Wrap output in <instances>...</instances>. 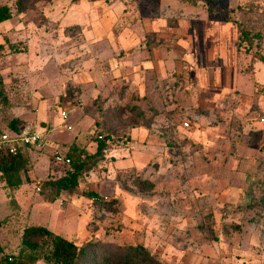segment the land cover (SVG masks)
<instances>
[{
  "label": "rangeland",
  "instance_id": "1",
  "mask_svg": "<svg viewBox=\"0 0 264 264\" xmlns=\"http://www.w3.org/2000/svg\"><path fill=\"white\" fill-rule=\"evenodd\" d=\"M25 1L17 14L18 0H0L14 13L0 24L12 101L0 136L15 121L46 146L33 150L34 181L10 189L0 175V260L41 226L80 246L143 245L163 264H263L264 0ZM238 6L255 22L242 48L220 14ZM99 133L105 156L80 192L50 202L40 183L69 170L54 155L73 144L94 154ZM49 252L41 244L37 264Z\"/></svg>",
  "mask_w": 264,
  "mask_h": 264
},
{
  "label": "trees",
  "instance_id": "2",
  "mask_svg": "<svg viewBox=\"0 0 264 264\" xmlns=\"http://www.w3.org/2000/svg\"><path fill=\"white\" fill-rule=\"evenodd\" d=\"M81 1V0H78ZM97 1V0H89ZM224 0H209L212 4L222 3ZM17 14H22L27 9V2L25 0H18ZM217 7V6H216ZM211 16L215 12L219 13L218 8H209ZM223 13V14H222ZM220 14L223 16L222 20L225 23L233 24L238 30L237 47L242 48L245 44H252L255 40L253 25L249 10L247 7L238 6L237 9H222ZM14 17L13 10L8 5H0V24L10 21ZM10 49L14 45L9 46ZM5 50L4 45H0V53ZM13 52V50L11 51ZM258 58L264 63V58L259 51ZM12 106L6 83L0 71V107L9 108ZM12 129L8 132L16 134H24L27 132L26 128H16L15 121L10 125ZM107 136L98 134L95 141L98 142L97 150L94 154L86 152L84 147L73 144L67 151L65 157L70 160L69 170L63 177L53 179L40 183V191L47 192L51 195L50 202H56L63 193L75 195L80 192V181L83 175L89 172V162L92 159H103L107 149ZM109 138V137H108ZM55 157V155H54ZM30 158L24 152L17 156H7L0 153V175L1 180L10 189H18L24 184L23 175L28 173L30 167ZM138 186L142 190H153L154 185L150 181L139 180ZM82 196L88 201L95 204H103L100 196L94 192H83ZM257 203L259 206H264V197ZM102 200V202H101ZM255 201V200H254ZM253 201V202H254ZM98 202V203H97ZM258 206L252 203L249 206ZM49 243L50 252L46 256V264H163L157 259L150 250L143 245H128V246H113L100 242L90 241L86 245H77L76 243L65 239L60 235L54 234L52 231L41 226L26 227L22 235V247L20 255L13 259L12 257H5L0 260L1 264H37L38 256L36 252L43 243ZM264 264V263H263Z\"/></svg>",
  "mask_w": 264,
  "mask_h": 264
},
{
  "label": "built area",
  "instance_id": "3",
  "mask_svg": "<svg viewBox=\"0 0 264 264\" xmlns=\"http://www.w3.org/2000/svg\"><path fill=\"white\" fill-rule=\"evenodd\" d=\"M62 118H68L67 112H62ZM260 122L264 124V112L260 116ZM185 126L188 128L189 124L186 123ZM68 130H71V127H68ZM45 146L44 134L37 131L22 135L5 132L0 136V153L7 156H17L29 148L43 150ZM54 159L60 165H70V160L60 153H56Z\"/></svg>",
  "mask_w": 264,
  "mask_h": 264
},
{
  "label": "crops",
  "instance_id": "4",
  "mask_svg": "<svg viewBox=\"0 0 264 264\" xmlns=\"http://www.w3.org/2000/svg\"><path fill=\"white\" fill-rule=\"evenodd\" d=\"M0 45H1V43H0ZM68 129V128H67ZM72 130V129H71ZM27 132H29L28 130H27ZM41 133H43L44 134V132H41ZM33 150L35 151V149H32V148H29V149H26L25 151H23L24 152V154H26L27 156H29V158H30V167H29V170H28V173L25 175V181L24 182H27L28 183V181H34V179H33V177H32V174H33V165H32V161H34V162H36V160L37 159H34L35 158V154H36V152H33ZM49 180V179H48ZM40 182H42V181H38L37 182V184H39ZM23 186V185H22ZM21 186V187H22Z\"/></svg>",
  "mask_w": 264,
  "mask_h": 264
}]
</instances>
